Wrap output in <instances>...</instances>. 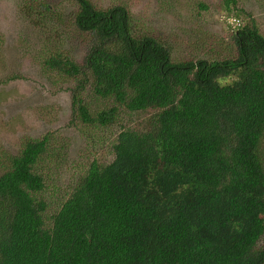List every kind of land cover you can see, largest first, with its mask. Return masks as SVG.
I'll return each mask as SVG.
<instances>
[{"label": "trees", "instance_id": "obj_1", "mask_svg": "<svg viewBox=\"0 0 264 264\" xmlns=\"http://www.w3.org/2000/svg\"><path fill=\"white\" fill-rule=\"evenodd\" d=\"M34 1L92 157L59 196L42 165L67 143L21 140L0 174V264H264V30L238 0L222 1L226 35L196 36L154 29L124 0H63L60 14ZM72 42L81 64L62 56ZM105 143L109 158L93 150Z\"/></svg>", "mask_w": 264, "mask_h": 264}, {"label": "rangeland", "instance_id": "obj_2", "mask_svg": "<svg viewBox=\"0 0 264 264\" xmlns=\"http://www.w3.org/2000/svg\"><path fill=\"white\" fill-rule=\"evenodd\" d=\"M43 1L49 3L56 14L68 13L72 9L70 4L64 6L63 0ZM99 1L104 4L109 2ZM124 1L132 6L140 18L151 21L154 29L165 30L167 34L175 32L182 36L179 29H184L194 36L203 35L202 28L211 34L226 35L223 0H200L211 6V11L204 12L201 21L194 8L199 0ZM27 3H34L40 18L36 14H33V18H26L23 6ZM237 5L249 13L248 16L242 15L244 22L255 21L264 30V0H238ZM42 11L34 0H0V174L8 165L9 156L16 154L24 137L39 138L52 131L58 140L67 143L65 157L52 164L47 159L45 163L48 164L46 166L44 163L42 169H53L63 178L59 180L57 188L58 195L63 196L67 192L68 179L78 174L76 166L86 161L82 156L89 158L92 155L85 139L73 125H69L72 120L68 91L71 81L48 70L46 65L53 56L48 49L58 51L59 46H46L45 40L48 37L58 39L59 34L54 26L42 23ZM73 45L72 42L70 46L62 47V56L68 55L81 64L84 53L79 52L80 46ZM142 117L135 116L134 120L142 121ZM124 119L127 117L124 116ZM103 133L108 134L110 130ZM93 150L105 158L111 156V146L107 143Z\"/></svg>", "mask_w": 264, "mask_h": 264}]
</instances>
